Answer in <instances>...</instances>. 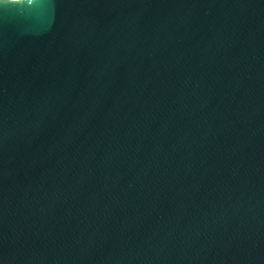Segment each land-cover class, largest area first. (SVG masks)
<instances>
[{"label": "water", "instance_id": "water-1", "mask_svg": "<svg viewBox=\"0 0 264 264\" xmlns=\"http://www.w3.org/2000/svg\"><path fill=\"white\" fill-rule=\"evenodd\" d=\"M0 264H264V0H0Z\"/></svg>", "mask_w": 264, "mask_h": 264}]
</instances>
